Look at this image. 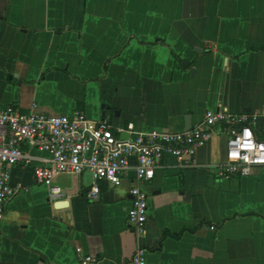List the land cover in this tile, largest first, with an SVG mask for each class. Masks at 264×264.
Listing matches in <instances>:
<instances>
[{"label": "crops", "instance_id": "0c3cea01", "mask_svg": "<svg viewBox=\"0 0 264 264\" xmlns=\"http://www.w3.org/2000/svg\"><path fill=\"white\" fill-rule=\"evenodd\" d=\"M8 105L79 110L136 132L180 133L206 110L243 113L264 140V0H0ZM226 141L218 127L189 166L164 155L151 181L130 170L96 202L85 198L89 173L57 176L52 201L30 167H13L21 189L0 220V264H79V254L131 264L138 246L144 264H264V166L219 178ZM135 185L148 196L138 239L126 223Z\"/></svg>", "mask_w": 264, "mask_h": 264}, {"label": "built area", "instance_id": "2783aa9c", "mask_svg": "<svg viewBox=\"0 0 264 264\" xmlns=\"http://www.w3.org/2000/svg\"><path fill=\"white\" fill-rule=\"evenodd\" d=\"M251 123L253 118L243 113L206 110L200 122L180 133L136 132L132 123L117 127L105 119L90 120L79 110L50 115L21 111L14 105L0 107V220L7 204L21 189L10 182V171L15 166L30 167L35 182L49 187L52 201L61 194L52 186L57 176L89 173L90 186L85 198L96 202L103 183L120 186L122 177L130 170L137 183L151 181L164 155H172L179 164L189 166L197 149L206 145L218 127L224 130L227 141L225 161L216 166L217 176H247L254 168L264 166V140L255 137ZM122 134L127 138H121ZM31 151L47 156L36 158ZM131 158L135 159L134 164ZM129 194L126 223L138 239L145 234L148 196L138 185L131 187ZM145 254L146 250L138 246L130 263L144 264ZM97 262L90 255H78L79 264Z\"/></svg>", "mask_w": 264, "mask_h": 264}, {"label": "water", "instance_id": "95a60500", "mask_svg": "<svg viewBox=\"0 0 264 264\" xmlns=\"http://www.w3.org/2000/svg\"><path fill=\"white\" fill-rule=\"evenodd\" d=\"M185 66H187L186 63H185ZM191 74H193V70H191ZM184 120H185V127L184 128H185V130H189L191 128L190 116H186L184 118ZM121 138L125 139V138H127V135L126 134H122Z\"/></svg>", "mask_w": 264, "mask_h": 264}]
</instances>
